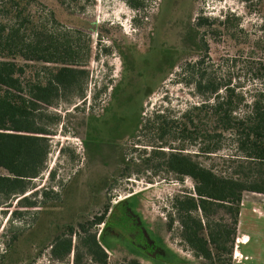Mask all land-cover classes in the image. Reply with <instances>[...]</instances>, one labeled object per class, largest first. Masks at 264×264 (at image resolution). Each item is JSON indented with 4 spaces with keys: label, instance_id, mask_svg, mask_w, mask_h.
Returning <instances> with one entry per match:
<instances>
[{
    "label": "rangeland",
    "instance_id": "374dc122",
    "mask_svg": "<svg viewBox=\"0 0 264 264\" xmlns=\"http://www.w3.org/2000/svg\"><path fill=\"white\" fill-rule=\"evenodd\" d=\"M17 1L27 5L25 15L37 20L45 30L68 37L76 45V63L89 72V77L83 100L75 90L65 96L71 102L62 100L45 110L47 117L43 122L54 134L48 136L50 153L46 168L32 181L33 186L26 193L31 200H37L36 206L21 207L20 210L26 212L22 218L11 215L8 220L10 210L18 208L20 197L11 202L0 228V253L7 251L12 255L7 256L5 264H68L52 260L48 245L45 246L47 250H43V243L63 234L70 224L79 230V223L102 212L109 199L115 202L132 192L143 191L152 213L165 222L169 219L167 213L174 194L194 192L193 179L179 180L164 169L158 173L150 169L134 170L130 177H124L125 167L119 156L125 154L126 159L148 157L160 145L156 133L148 128L149 121L157 113L179 117L192 102L200 100L194 93V86L188 83L194 71H206L223 81L230 78L249 96L254 87L253 63L264 58V0L261 5L258 0L250 3L244 0H176V7L184 1L187 3L185 18H173L172 24H165L167 36L163 31L157 36L156 32L160 25L157 13L161 0ZM132 1L137 3V8L130 4ZM4 15L10 17L11 14L4 12ZM227 15L238 17L237 24L224 25ZM201 18L208 19L210 27L201 26ZM24 25L27 27V22ZM187 31L191 32L192 39H183ZM166 39L168 45L176 48L173 68L170 63L157 65L168 51L167 47L158 50L152 45ZM202 44L205 50L200 48ZM200 59H204V63L197 68ZM156 65L157 70L163 68L164 71L156 72ZM119 83L121 93L108 114L125 110L126 99L131 96L133 102L138 103L131 107L133 120L138 114L142 122L135 129V121L124 120L125 126L115 134L108 128L103 130L95 126L97 123L92 122L93 118L89 119L94 116L105 118V109L113 101L112 88ZM147 84L150 88L145 93ZM58 115H61L60 121L54 122L51 117ZM131 133L134 135L128 136ZM123 134L125 137L117 138ZM111 136L117 139L111 140ZM95 138L102 139L95 141ZM168 143L163 148L166 152L172 149L171 146L182 145L175 139ZM185 148L192 152L197 149L188 145ZM229 149L227 141L226 151L222 152L228 153ZM222 156L221 153L210 156L200 153L195 158L206 165L222 167ZM2 174L5 171L0 168ZM46 191L51 193L48 197ZM255 197L264 200V195ZM245 204L254 208L247 209L244 205L243 224L238 229L241 239L245 232L260 231L264 217V201L246 198ZM216 218L229 225L232 223L231 213L224 210ZM252 220L255 228L250 229L248 225ZM169 231L173 244L183 249L182 257L188 259L187 264L207 263L203 258L194 257L183 245L177 221ZM17 232H20L19 240L7 248L6 243H11ZM242 245V241H236L234 253L241 250ZM110 257L111 264L118 263L112 255ZM245 261L243 252L239 251L237 257L233 254V264H245ZM69 264H74L72 257Z\"/></svg>",
    "mask_w": 264,
    "mask_h": 264
},
{
    "label": "trees",
    "instance_id": "16d2710c",
    "mask_svg": "<svg viewBox=\"0 0 264 264\" xmlns=\"http://www.w3.org/2000/svg\"><path fill=\"white\" fill-rule=\"evenodd\" d=\"M257 2L261 5L262 0ZM130 4L137 8V3ZM26 8L17 0H0V168L5 171L0 175V228L15 198L20 197L18 208L10 210L8 220L11 215L22 218L26 212L21 207L36 206L37 200H31L26 193L46 168L48 136L54 134L43 122L45 110L62 100L71 102L65 96L75 90L83 100L89 77V72L76 63V45L68 37L45 30L37 20L25 15ZM4 12H9L10 17ZM238 20L227 15L223 24L233 26ZM199 24L208 25V19L201 18ZM189 38H193L191 32L186 39ZM200 48L206 47L202 44ZM203 63L204 59L198 60L197 68ZM174 65L171 63V68ZM251 73L254 87L247 96L230 78L223 81L206 71L192 72L188 83L194 86L200 100L192 102L179 117L157 113L149 121L148 128L156 133L160 145L148 157L119 156L125 167L124 177H130L134 170L158 173L164 169L179 180L193 179L194 192L174 194L167 213L168 225L173 228L176 221L179 223L183 245L206 264H233L244 192L264 194V58L253 63ZM60 116L51 119L59 122ZM124 116L129 120L125 112ZM90 118L97 123L95 126L108 128L103 122L108 120L106 117ZM113 119L120 120L116 113ZM141 122L137 117L135 129ZM174 139L182 142L181 147L171 146L166 152L164 144ZM227 141L231 149L223 153ZM186 145L197 149L186 151ZM200 153H221L222 167L202 163L195 158ZM50 194L45 192L47 197ZM221 210L231 213L230 225L216 218ZM103 218L97 214L80 222L79 230L70 224L57 235L51 242V254L58 263L69 264L72 257L74 264H111L109 253L98 240L97 225ZM19 238L17 232L15 239L6 243L7 248ZM7 256L12 255L0 253V264H5Z\"/></svg>",
    "mask_w": 264,
    "mask_h": 264
},
{
    "label": "flooded vegetation",
    "instance_id": "af4514ba",
    "mask_svg": "<svg viewBox=\"0 0 264 264\" xmlns=\"http://www.w3.org/2000/svg\"><path fill=\"white\" fill-rule=\"evenodd\" d=\"M176 0H161L158 13L160 25L157 27V36L161 31L166 34L164 25L174 22L173 18L179 19L185 18V11L187 3L182 2V5L175 6ZM175 10V11H174ZM183 39H186L190 36L189 31L183 35ZM168 40L166 39L161 44L158 42V45L152 44L160 50V47H167V56L163 55L162 61L157 63V65H163V63L171 64L174 63L173 54L176 51L175 46L168 45ZM157 65L155 68L156 72H163V68L157 70ZM154 71V72H155ZM140 75L143 72H139ZM147 75V74H146ZM144 76V75H143ZM147 90L145 93H148L150 86L148 84L145 86ZM116 92V96L120 95V83L115 85V88H112ZM113 92V101L107 106L103 116L108 120H104V123L108 125L112 133L117 134L125 122V115L129 117V120L134 122L137 119L133 120L132 108L135 104L133 98H127L128 101L127 108L122 112L117 113L114 111L111 114L110 107L116 101ZM125 96V94H124ZM132 98V99H131ZM130 103V106H129ZM127 112V114H126ZM116 113L120 120H112V116ZM127 120V121H129ZM114 195V193H113ZM113 199H109V202L105 208L100 212V215H103V222L99 223L98 228V240L101 246L105 249L107 253L112 255L118 264H183L185 258L182 257V250L179 247L175 246L172 242V237L170 235V226L167 221H162L159 217L152 213V209L148 207V202L143 191L141 192H132L123 198H119L114 204ZM54 240V239H53ZM53 240H48L43 243V250L49 251V256L52 260L57 261L56 258L51 254L52 242ZM50 243V244H49ZM46 244L48 248L46 249ZM111 258V257H110ZM117 264V263H116ZM186 264V263H185Z\"/></svg>",
    "mask_w": 264,
    "mask_h": 264
},
{
    "label": "crops",
    "instance_id": "0c3cea01",
    "mask_svg": "<svg viewBox=\"0 0 264 264\" xmlns=\"http://www.w3.org/2000/svg\"><path fill=\"white\" fill-rule=\"evenodd\" d=\"M257 195L261 196V195H264V194L256 193V192H250V191L244 192L238 229L243 224L244 205H246L245 204L246 198H247V200H252V201H257V202L264 201L263 199H259V198L255 197ZM246 206H247V209L248 208H254V206L251 205V204H248ZM247 209H246V213L248 212ZM253 217L255 218V216H253ZM261 221H262L261 230L260 231L248 232L250 234L245 232L244 233L245 236L243 237V238H245V240L242 241L243 245L241 246V248L242 247L243 248L241 250H236L237 252H239V251L241 253L243 252L245 260H246L245 264H264V217L261 218ZM248 227L250 229L255 228L254 227V220H252V222H250ZM237 242H241L240 241V237L238 238ZM237 246H238V244H237ZM185 261H186V264H187L188 263V259H185L183 264H185Z\"/></svg>",
    "mask_w": 264,
    "mask_h": 264
},
{
    "label": "built area",
    "instance_id": "2783aa9c",
    "mask_svg": "<svg viewBox=\"0 0 264 264\" xmlns=\"http://www.w3.org/2000/svg\"><path fill=\"white\" fill-rule=\"evenodd\" d=\"M237 241H238V238H237ZM234 256H235V257L238 256V252H237V251H235Z\"/></svg>",
    "mask_w": 264,
    "mask_h": 264
},
{
    "label": "bare ground",
    "instance_id": "6f19581e",
    "mask_svg": "<svg viewBox=\"0 0 264 264\" xmlns=\"http://www.w3.org/2000/svg\"><path fill=\"white\" fill-rule=\"evenodd\" d=\"M243 240H245V238H243V237H242V239L240 238V241H243Z\"/></svg>",
    "mask_w": 264,
    "mask_h": 264
}]
</instances>
